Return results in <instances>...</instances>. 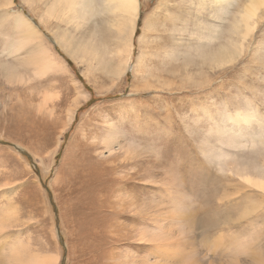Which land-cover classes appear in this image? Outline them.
Segmentation results:
<instances>
[{
	"label": "rangeland",
	"instance_id": "374dc122",
	"mask_svg": "<svg viewBox=\"0 0 264 264\" xmlns=\"http://www.w3.org/2000/svg\"><path fill=\"white\" fill-rule=\"evenodd\" d=\"M245 2L212 19L208 0H136L128 56L100 0L80 27L49 20L96 51L89 68L23 0H0V62L24 76L12 84L0 72V264H13L17 248L28 262L57 264H264V8L232 65L207 59L238 41L230 27ZM10 15L66 71L33 77L27 48L9 56ZM235 113L253 118L238 125ZM206 213L215 229L198 225ZM220 235L235 247L206 253Z\"/></svg>",
	"mask_w": 264,
	"mask_h": 264
},
{
	"label": "bare ground",
	"instance_id": "6f19581e",
	"mask_svg": "<svg viewBox=\"0 0 264 264\" xmlns=\"http://www.w3.org/2000/svg\"><path fill=\"white\" fill-rule=\"evenodd\" d=\"M23 1L25 5L28 7V9L34 12V14H37V17H39L43 25L45 27H49V29H52V27H50L48 24L49 20H52V21L58 20L59 22L66 23V19H68L69 21L73 22V24L76 27H80L81 21L85 19L83 16H86L88 14V8L92 6L91 10L93 11L92 0H23ZM100 1L103 6L102 11L105 8V12L110 13L112 17L114 18V20L111 23V26L113 28L112 30L118 35L117 40L119 43L122 44V47L124 48L128 56L130 52V47H131L132 32L134 30L133 29L134 21H135V18H137L138 11H139V4L137 5L136 0H100ZM208 1L212 4L210 6V13L213 14L212 19H217V18L221 19L220 16L222 12L225 9H227V7L223 5L229 4V2L233 0H208ZM206 2L207 0H200L199 7L201 6L204 7ZM41 4H44V8H41ZM6 5L7 7L9 6L8 3H6ZM261 8H264V0H246L242 9L238 13V16L235 18V20H233V23L231 24V27H230L231 34L236 39H238V41H240L239 52L237 51L238 41L236 42L231 41L228 47H221L220 50L215 49L218 51V56H215V57L210 56L209 58H207L208 60L210 59V63L213 65L212 67L219 68V67H225V66L232 65L233 62L236 60L233 56V52H235V54L241 53L246 49L248 40L251 34L253 33V31L255 30V26L257 24L256 19H258L257 16ZM10 17H11L10 21L7 24L10 26V28L12 29L14 28L15 30V37H14L15 41L13 44L10 43L11 45L8 44L10 45V50L7 51V52H10V54H8L9 56L16 58L17 55L19 54V51H22L25 48H27L29 50L28 51L29 53L27 54L28 56H26V60L24 63L29 64L27 66L32 65L35 68V71L33 72V77H40V76L42 77L45 74L50 73V72L57 73L58 71L57 64L60 65V70L64 69V71H66V67L63 66V64L59 61V59L56 58V56L52 53V51L45 45L38 31H36L33 27H31L30 24L21 16H11L10 15ZM66 31H69V30H65V32L62 33V35H59L60 32L58 34V32H56L53 29L51 32L53 33L55 38L58 40L61 46V49L65 53H67L73 60L75 57H77L76 59H78L81 64L88 63L89 65L88 67L91 68V66L94 64L93 61L96 59V51L89 49L88 45H81V42H78V45L75 46L74 43H72L73 37L71 33L66 32ZM214 34H217V30L214 31ZM201 37H203V35ZM201 37L198 39L199 41L202 40ZM214 38L216 37L207 38V39H209L211 42ZM229 40H232V38L230 37ZM9 41L10 40H8V42ZM118 51H119V48H117L118 55L122 54L121 51L119 52ZM104 54L107 55V53H104ZM105 55H102V56H105ZM127 56L125 59V63H127V58H128ZM86 60H88V62H86ZM139 65H140V59L137 60V68L139 67ZM0 72H2L5 75L4 77L7 83H12V84L13 83H19V84L24 83V76L18 72L17 68L13 67L8 62H0ZM72 114L73 113L71 112L70 115ZM252 118L253 116H251V114L243 115L241 113H235L231 115L230 121L238 125L245 124V123L250 124ZM111 137L112 136L109 135V137L105 138L103 142V143H106V149L108 150L109 155H111L113 152L112 147L110 146L111 141H112ZM247 181L253 183L258 188H260L259 186H261V184H259L258 182H253L252 179L250 178L247 179ZM261 190H263V188H261ZM129 202H130L129 205L132 206L133 208V206L135 205V202H131V201ZM134 210L137 211V207L134 208ZM143 210L146 211V208L142 209V211ZM140 211L141 210L137 212H140ZM142 215H141L142 219L151 220L153 223L155 222L153 221L155 220L154 215H153V220L151 218L152 215L150 218L142 216ZM146 216H149V214H147ZM216 218L219 220L218 217ZM203 223H206L209 226ZM219 223H220V220L218 222H215L213 217L208 216L206 213V217L200 219L198 225L200 224V226L201 225L208 226L209 230H212V229H215L219 225ZM153 237L154 235H152V238L150 240L151 243L152 242L154 243ZM221 238H222L221 235L218 236V238H214V241H218V243L214 242V244L210 246L209 245L206 246V243H204L201 246L202 249L206 253L211 252L212 254H216L217 251L222 250L223 253L229 254L231 252V249L235 247L234 242L229 240L227 245L225 246L224 244L222 245L223 239ZM140 239L142 241L145 240L144 237ZM147 240L149 239H146L145 241ZM226 240L227 239H225L224 242ZM154 246L155 245L153 244L152 247ZM8 253L9 255H8L7 260L12 262L13 264H57L56 258L54 260H47V259L41 260L40 262L36 260L34 261V259L32 258V260L28 262V260L20 258L18 256V254H21L18 248L15 254H13V249H10ZM243 254L245 255V253ZM249 260H250L249 264H252L253 263L252 259L250 258ZM230 264H233V263H230ZM255 264H258V262H256Z\"/></svg>",
	"mask_w": 264,
	"mask_h": 264
}]
</instances>
